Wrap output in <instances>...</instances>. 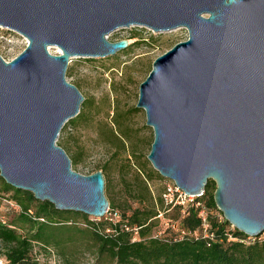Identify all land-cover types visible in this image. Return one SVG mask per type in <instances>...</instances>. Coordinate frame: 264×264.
Returning a JSON list of instances; mask_svg holds the SVG:
<instances>
[{
  "label": "water",
  "instance_id": "95a60500",
  "mask_svg": "<svg viewBox=\"0 0 264 264\" xmlns=\"http://www.w3.org/2000/svg\"><path fill=\"white\" fill-rule=\"evenodd\" d=\"M186 28L140 83L154 130L148 159L185 193L214 180V200L248 236L264 232V0H0V27L28 40L0 54V175L59 210L103 217L102 170L82 174L57 143L85 99L67 78L73 57L129 47L122 28Z\"/></svg>",
  "mask_w": 264,
  "mask_h": 264
},
{
  "label": "rangeland",
  "instance_id": "374dc122",
  "mask_svg": "<svg viewBox=\"0 0 264 264\" xmlns=\"http://www.w3.org/2000/svg\"><path fill=\"white\" fill-rule=\"evenodd\" d=\"M187 37L186 28L154 32L145 26H132L109 34L111 41L128 39V48L106 57L71 59L67 78L78 86L85 99L80 113L63 127L57 143L72 159L74 170L85 175L103 171L105 194L114 205L103 217L89 215L90 221L117 222L125 210L142 207L140 199L143 195L132 193V189L137 190L144 181L150 188V201L155 203L158 213L154 217L151 236L175 240L189 234L181 222L183 209L169 206L163 200L170 179L161 175L148 159L154 130L147 124L145 109L137 106L140 83L147 77L153 61ZM27 43L25 36L0 27V54L6 60L22 52ZM3 181L0 175V219L16 224L17 231L27 235L29 225L17 221L22 207L12 199L13 190H4ZM197 200L194 198L193 201ZM200 202L205 205L204 201ZM205 208L222 219L220 211ZM68 217L72 221L67 225H53L54 230L79 233L89 227L82 215ZM133 237L140 238L137 228ZM258 237L264 240V232ZM34 245L32 255L42 264H115L108 257L99 256L97 246L82 234H78L75 241L62 245L52 243L47 248L37 242ZM6 249L0 240V259L6 260Z\"/></svg>",
  "mask_w": 264,
  "mask_h": 264
},
{
  "label": "trees",
  "instance_id": "16d2710c",
  "mask_svg": "<svg viewBox=\"0 0 264 264\" xmlns=\"http://www.w3.org/2000/svg\"><path fill=\"white\" fill-rule=\"evenodd\" d=\"M3 182L4 190H13L12 199L22 207L17 221L30 227L28 234L23 235L17 231L16 224L0 219V240L7 247L4 253L6 264H42L32 255L35 242L47 248L52 243L62 245L64 242H73L78 234L90 238L97 246L98 255L108 257L115 264H264V240L256 237L247 241L248 235L225 219L214 200V180L208 181L204 195L199 198L208 209L221 212L222 219H219L207 210L209 232L213 236L205 237L202 233L199 208L178 207L184 210L181 222L190 235L175 240L151 236L154 217L158 213L155 203L150 201V188L144 181H141L137 190L132 189V193L143 195L140 199L143 206L125 210L117 222L90 221L89 215L83 212L59 210L48 200L36 199L31 191L13 187L5 180ZM160 204L163 205L162 200ZM110 206L114 207L112 202ZM74 214L82 215L89 227L79 233L54 230L53 225H67V222L72 221L68 216ZM39 217L44 220L37 219ZM135 228L139 239L133 237ZM198 231L201 232L198 234Z\"/></svg>",
  "mask_w": 264,
  "mask_h": 264
},
{
  "label": "built area",
  "instance_id": "2783aa9c",
  "mask_svg": "<svg viewBox=\"0 0 264 264\" xmlns=\"http://www.w3.org/2000/svg\"><path fill=\"white\" fill-rule=\"evenodd\" d=\"M203 195H204V192H202L198 196L189 195L185 193V191L182 190L173 180L170 179V182L166 184L165 190L163 192V200L165 201L167 205L172 206V207L179 206V207H182L183 209H185L186 207L199 208V215L202 219V233L204 234L205 237H212L213 233L209 232L210 222L208 218L207 209L205 208V205H203L199 200V198L202 197ZM194 198L198 200L195 202L193 201ZM37 219L44 220V218L42 217H39ZM255 238L256 237L248 236L247 241H249V239L254 240ZM6 263H7V260L0 259V264H6Z\"/></svg>",
  "mask_w": 264,
  "mask_h": 264
}]
</instances>
